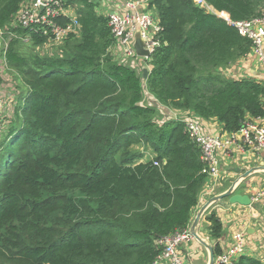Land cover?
Instances as JSON below:
<instances>
[{
  "label": "trees",
  "instance_id": "16d2710c",
  "mask_svg": "<svg viewBox=\"0 0 264 264\" xmlns=\"http://www.w3.org/2000/svg\"><path fill=\"white\" fill-rule=\"evenodd\" d=\"M65 1L78 3L79 28L53 54L20 52L25 38L36 46L49 36L10 29L6 65L28 90L0 126V264H152L159 239L189 225L207 179L183 120L159 121V107L214 117L231 133L264 116L260 79L222 72L253 48L222 16L252 19L264 0H204L211 10L194 0H149L160 31L141 62L146 77L114 59L97 2ZM25 2L0 0V29ZM206 220L219 255L223 222L215 211ZM233 264L264 258L242 254Z\"/></svg>",
  "mask_w": 264,
  "mask_h": 264
},
{
  "label": "built area",
  "instance_id": "2783aa9c",
  "mask_svg": "<svg viewBox=\"0 0 264 264\" xmlns=\"http://www.w3.org/2000/svg\"><path fill=\"white\" fill-rule=\"evenodd\" d=\"M197 4L205 5L204 0H194ZM149 0H127L122 8L111 11L108 15V24L111 28L114 44L120 49V59H142L148 60L159 45L158 33L160 31L158 15L148 8ZM228 22L237 27L241 35L249 37L253 41V48L257 62L264 68V13L257 17L244 21ZM65 19V21H62ZM10 24L20 28L40 30L49 36L47 42L55 44L62 43L69 34L78 32L79 23L77 13L69 11L63 0H35L29 7H22L12 18ZM9 26V25H8ZM8 26L0 29V68H5V54L8 49L11 37L16 34L8 29ZM38 29V30H37ZM7 32L8 41L3 36ZM143 41V47L150 53L149 56H138L133 46L136 35ZM25 38L24 40H28ZM141 60L130 64L139 68ZM145 62V61H143ZM264 85V75L260 79ZM3 87V86H2ZM0 86V126L5 121L6 109L11 98ZM264 105V98H263ZM188 111V110H185ZM184 122V129L188 132L192 141L200 150V158L204 164L203 172L209 183L208 194H214L215 181L221 177L217 153L226 145L231 143L240 151H247L258 154L264 152V123L259 119L246 121L245 125L237 132H228V135L212 133L205 130L198 116L190 112L183 117H176ZM260 118V117H257ZM155 164H157L155 162ZM204 193V194H207ZM264 194V191L261 192ZM244 230H238L233 235V244L219 255H215V264H233L234 260L243 253L245 249ZM192 237L187 228L177 231L174 234L162 237L159 243L163 246L160 254L152 264H183V259L178 252V247Z\"/></svg>",
  "mask_w": 264,
  "mask_h": 264
},
{
  "label": "crops",
  "instance_id": "0c3cea01",
  "mask_svg": "<svg viewBox=\"0 0 264 264\" xmlns=\"http://www.w3.org/2000/svg\"><path fill=\"white\" fill-rule=\"evenodd\" d=\"M127 0H101L98 3L100 9H104L103 14L109 15L111 11H116L122 8L124 2ZM68 9V8H67ZM105 9L107 10L105 12ZM72 12L71 9H68ZM153 11V10H152ZM218 15L222 16L220 12L215 11ZM224 17V16H222ZM61 44V43H60ZM264 47V45H263ZM112 54L117 56L120 59V49L116 44L110 49ZM142 61V60H141ZM145 61V60H143ZM146 63V61L144 62ZM228 66H232L229 67ZM225 67L222 72L227 77H230L231 71L238 74L237 76H233L230 78H242L247 76H253L258 79H261L264 75V68L257 62L256 56L253 50L247 56L238 59L236 62ZM143 68L148 67H139L137 70L143 71ZM7 74V73H6ZM9 75V73H8ZM10 76V75H9ZM1 77L0 86L7 93L8 98H11L12 103L7 105L6 115H10V112L14 111L15 106L19 103L17 102L18 95L25 91L26 87L22 83V80L18 76H14V78ZM8 81V82H7ZM261 81V80H260ZM164 109H167L170 113L166 116L167 118H176L183 117L188 112L192 115L197 116L192 111H174L168 107L162 106ZM199 117V116H198ZM165 118V119H167ZM200 118V117H199ZM259 119L262 123H264V116ZM202 126L205 130L217 133L228 135L229 133L223 131L222 124L217 121L216 118L211 117L208 119L200 118ZM150 156V154H145V157ZM219 169L221 171V177H219L215 181L214 191L223 190L227 188L230 183L236 178V176L241 173L245 168H248L254 164H262L264 163V152H260L258 154L240 151L234 146L233 143L226 145L222 150H219L217 153ZM242 186V187H241ZM239 187L240 190L237 189V193L240 194H248L249 196L255 197L253 202L257 208H253L249 205H241V204H229L228 206H221L216 204L210 211H215L217 216L223 222V236L220 238L219 244L222 248V251L226 250L230 245L233 244V235L238 230H244V240H245V249L242 254H246L249 256L264 258V194L261 192L264 191V177L252 176L248 178L245 182L242 183ZM238 187V188H239ZM209 190V183L206 179L203 187L198 196V204L192 212V218L197 210V208L205 202L210 196L213 194L207 193ZM207 193V194H204ZM209 211V212H210ZM208 212V213H209ZM206 213V215L208 214ZM206 215L202 219L200 223V233L207 237L211 238L208 231V221L206 220ZM178 252L180 253L183 264H203L206 260V253L204 248L198 244L193 238L183 242L178 247ZM239 255V256H240ZM238 256V257H239ZM237 257V258H238Z\"/></svg>",
  "mask_w": 264,
  "mask_h": 264
},
{
  "label": "water",
  "instance_id": "95a60500",
  "mask_svg": "<svg viewBox=\"0 0 264 264\" xmlns=\"http://www.w3.org/2000/svg\"><path fill=\"white\" fill-rule=\"evenodd\" d=\"M204 6L208 10L212 9V7L207 4ZM133 46L138 56L146 57L150 55L149 51L143 47V41L138 34L135 36ZM147 74L148 69L143 68V76L146 77ZM255 174H264V163L254 164L248 168H245L236 176V178H234V180L227 188L217 191L197 208L193 218L188 225V233L205 250L206 260L203 264H215L214 244L216 243V240L214 238H207L200 233L199 227L202 219L204 218L206 213H208L216 204H219L221 206H228L229 204L237 203L257 208L255 206V203L253 202V199L255 197H251L248 194H240L236 192L238 187L243 182H245L248 178L252 177ZM224 198H227L228 202H222V199ZM191 264L194 263L191 262Z\"/></svg>",
  "mask_w": 264,
  "mask_h": 264
},
{
  "label": "rangeland",
  "instance_id": "374dc122",
  "mask_svg": "<svg viewBox=\"0 0 264 264\" xmlns=\"http://www.w3.org/2000/svg\"><path fill=\"white\" fill-rule=\"evenodd\" d=\"M27 2H25L24 4H23V7H29L35 0H26ZM93 1H95V2H97V3H99V2H101V0H93ZM67 1H65V0H63V3H64V6L66 7V8H68V9H71L72 10V13H76V9H77V6H78V3H76V5H68L67 3H66ZM97 9H98V11L100 12V13H103V11H104V9H100L99 8V6L97 5ZM107 10L105 9V12H106ZM263 14V13H262ZM261 14V15H262ZM12 26H14V24H9V26H8V29H10ZM3 38H4V41H8L9 40V37L7 36V32L5 33V35L3 36ZM12 39L13 38H16V36H13V37H11ZM11 39V40H12ZM64 43V42H63ZM62 43V44H63ZM62 44H55V43H53V42H47V43H45V44H42V45H36V46H33L32 45V43H30V40H22V42L20 41V42H18V44H17V47H18V49H19V51L20 52H22V53H27V54H29L30 52H34V53H38V54H40V55H50V54H53L55 51H57L58 50V48L62 45ZM254 51V50H253ZM111 54H112V52H111ZM113 55V54H112ZM114 56V55H113ZM114 59L115 60H117L118 62L119 61H122V62H125V63H128V64H130V62L131 63H134V62H137V61H139V60H142V59H137V58H132V59H125V60H121V59H119V58H117V56L115 55V57H114ZM141 66H143V64H141ZM140 66V67H141ZM229 67V69H230V67H232V66H228ZM139 72H142V75H143V71H141V70H139ZM7 73V74H6ZM8 73H9V75H8ZM16 75V73H15V71H13L8 65L5 67V68H0V78L1 77H3V78H6L7 80H8V78H7V76L8 77H10V78H14V76ZM238 74H236V73H234V72H232L231 71V75H230V77H233V76H237ZM144 77V76H143ZM8 82V81H7ZM0 84L2 85V83L0 82ZM26 90H28L27 88H26ZM144 100L145 101H148V99H147V94H145V98H144ZM23 101V100H22ZM20 102L21 104H23V102ZM170 112L167 110V109H164V107H162V106H160L159 107V110H158V114H157V119L159 120V121H161V120H163V119H165V118H167L166 116L169 114ZM12 114H13V112H10V115H6V117H5V120H7V119H9L10 118V116H12ZM136 147H139L140 149H142L143 148V146L142 145H136ZM144 150H146L145 151V154H151L150 153V151L149 150H147V149H144ZM148 157V156H147ZM145 158L146 157H144V160H145ZM253 176H258V177H264V174H255V175H253ZM242 185V184H241ZM242 187V186H241ZM241 187H239L238 188V190H240V188ZM222 202H224V203H226V202H228V199L227 198H224V199H222Z\"/></svg>",
  "mask_w": 264,
  "mask_h": 264
}]
</instances>
